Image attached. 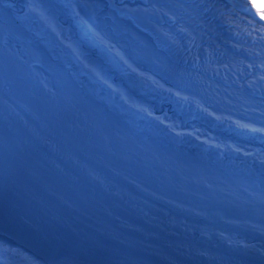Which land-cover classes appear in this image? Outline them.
<instances>
[{
  "label": "bare ground",
  "instance_id": "bare-ground-1",
  "mask_svg": "<svg viewBox=\"0 0 264 264\" xmlns=\"http://www.w3.org/2000/svg\"><path fill=\"white\" fill-rule=\"evenodd\" d=\"M169 1L184 5L193 23L235 54L264 60V15L242 10L239 0ZM2 2L14 29L48 55L70 95L89 98L179 165L264 191L263 127L219 117L135 67L90 27L76 0ZM142 57L160 69L154 52ZM254 112L264 118V109ZM108 166L121 169L59 138L0 69V246L26 264H264V226L231 221L151 183L146 189L142 177L131 180Z\"/></svg>",
  "mask_w": 264,
  "mask_h": 264
},
{
  "label": "rangeland",
  "instance_id": "rangeland-1",
  "mask_svg": "<svg viewBox=\"0 0 264 264\" xmlns=\"http://www.w3.org/2000/svg\"><path fill=\"white\" fill-rule=\"evenodd\" d=\"M238 4L240 6V8L244 11H250L253 12L255 14H257L258 16L260 15H264V3H259L257 6L255 7H249L246 5V0H239ZM235 47V46H234ZM95 55H93L92 57H94ZM264 61V60H260L259 62ZM121 83V82H120ZM171 115V114H170ZM184 129L189 130V128L192 127H197V124H192L191 126L189 125L187 128L185 126V124L182 125ZM202 133V131L197 132V134ZM42 188H46L49 189L46 185H42ZM68 203H71L70 201H68ZM103 224V223H102ZM104 228H108V229H112L110 225L104 223L103 224ZM27 261H25L24 257H20V255L18 253L15 252H10L8 249H6L5 247L0 246V264H26Z\"/></svg>",
  "mask_w": 264,
  "mask_h": 264
},
{
  "label": "water",
  "instance_id": "water-1",
  "mask_svg": "<svg viewBox=\"0 0 264 264\" xmlns=\"http://www.w3.org/2000/svg\"><path fill=\"white\" fill-rule=\"evenodd\" d=\"M158 58H160L162 61H165L167 67H169V68L172 69V65L169 63V61H168L165 57L162 58V57H159V56H158ZM224 119H227V120H229V121L234 120V121L237 122V120H236V119H233V118L230 119V118L224 117ZM238 122H239V121H238ZM41 184H42V185H45L44 182H41ZM42 185H41V186H42ZM43 189L46 190V191H48V189H46V188H43Z\"/></svg>",
  "mask_w": 264,
  "mask_h": 264
},
{
  "label": "trees",
  "instance_id": "trees-1",
  "mask_svg": "<svg viewBox=\"0 0 264 264\" xmlns=\"http://www.w3.org/2000/svg\"><path fill=\"white\" fill-rule=\"evenodd\" d=\"M264 3V0H246V4L247 6H252V7H255L257 6L259 3Z\"/></svg>",
  "mask_w": 264,
  "mask_h": 264
},
{
  "label": "snow or ice",
  "instance_id": "snow-or-ice-1",
  "mask_svg": "<svg viewBox=\"0 0 264 264\" xmlns=\"http://www.w3.org/2000/svg\"><path fill=\"white\" fill-rule=\"evenodd\" d=\"M129 67H131V66H129ZM133 71H135V69H132ZM109 87H111V85H109Z\"/></svg>",
  "mask_w": 264,
  "mask_h": 264
}]
</instances>
